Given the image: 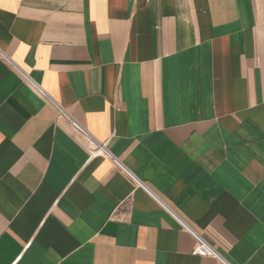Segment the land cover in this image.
Masks as SVG:
<instances>
[{
	"label": "crops",
	"instance_id": "obj_1",
	"mask_svg": "<svg viewBox=\"0 0 264 264\" xmlns=\"http://www.w3.org/2000/svg\"><path fill=\"white\" fill-rule=\"evenodd\" d=\"M0 51L66 109L0 56V264H264V0H0Z\"/></svg>",
	"mask_w": 264,
	"mask_h": 264
},
{
	"label": "built area",
	"instance_id": "obj_2",
	"mask_svg": "<svg viewBox=\"0 0 264 264\" xmlns=\"http://www.w3.org/2000/svg\"><path fill=\"white\" fill-rule=\"evenodd\" d=\"M0 56L3 57L6 61H8L14 69L24 78L26 81L32 86V88L44 99L48 100L57 110L58 112L62 114H66V109L61 105L58 101L50 97V95L47 93L45 89H43L39 84H37L33 79H31L28 75L25 74L24 71H22L15 63H13L8 57H6L1 51ZM81 131L88 137L89 139V147H90V156L91 158L94 157H100V156H109L112 157L107 142H97L93 140L89 133L81 128ZM113 158V157H112ZM120 165V163L118 162ZM121 166V165H120ZM132 177L133 175L129 173ZM190 231L193 233L196 244L192 251L194 255H202V256H212L216 258H220V254L217 251L216 247L211 244L203 235H201L198 232L193 231L190 229Z\"/></svg>",
	"mask_w": 264,
	"mask_h": 264
}]
</instances>
